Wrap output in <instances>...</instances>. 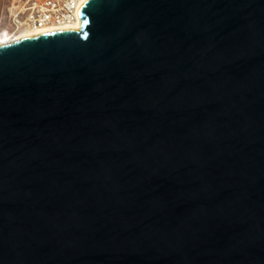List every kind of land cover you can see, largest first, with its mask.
Here are the masks:
<instances>
[{
	"label": "water",
	"instance_id": "water-1",
	"mask_svg": "<svg viewBox=\"0 0 264 264\" xmlns=\"http://www.w3.org/2000/svg\"><path fill=\"white\" fill-rule=\"evenodd\" d=\"M0 44V264H264V0H84Z\"/></svg>",
	"mask_w": 264,
	"mask_h": 264
},
{
	"label": "built area",
	"instance_id": "built-area-1",
	"mask_svg": "<svg viewBox=\"0 0 264 264\" xmlns=\"http://www.w3.org/2000/svg\"><path fill=\"white\" fill-rule=\"evenodd\" d=\"M84 0H10L9 25L14 30L66 26L78 22L77 10Z\"/></svg>",
	"mask_w": 264,
	"mask_h": 264
},
{
	"label": "bare ground",
	"instance_id": "bare-ground-1",
	"mask_svg": "<svg viewBox=\"0 0 264 264\" xmlns=\"http://www.w3.org/2000/svg\"><path fill=\"white\" fill-rule=\"evenodd\" d=\"M77 26H78V22L66 26L49 25L43 28H23L13 33H9L7 30H3L0 32V44L37 33H42L57 29H64V28H75Z\"/></svg>",
	"mask_w": 264,
	"mask_h": 264
},
{
	"label": "rangeland",
	"instance_id": "rangeland-1",
	"mask_svg": "<svg viewBox=\"0 0 264 264\" xmlns=\"http://www.w3.org/2000/svg\"><path fill=\"white\" fill-rule=\"evenodd\" d=\"M10 4V0H0V32L7 30L9 33H13L18 30H14L9 25L7 8Z\"/></svg>",
	"mask_w": 264,
	"mask_h": 264
}]
</instances>
